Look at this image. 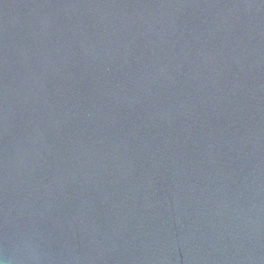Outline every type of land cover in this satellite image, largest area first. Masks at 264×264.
I'll list each match as a JSON object with an SVG mask.
<instances>
[{"label":"water","instance_id":"1","mask_svg":"<svg viewBox=\"0 0 264 264\" xmlns=\"http://www.w3.org/2000/svg\"><path fill=\"white\" fill-rule=\"evenodd\" d=\"M5 264H264V0H0Z\"/></svg>","mask_w":264,"mask_h":264},{"label":"clouds","instance_id":"2","mask_svg":"<svg viewBox=\"0 0 264 264\" xmlns=\"http://www.w3.org/2000/svg\"><path fill=\"white\" fill-rule=\"evenodd\" d=\"M0 264H5V261L3 259H0Z\"/></svg>","mask_w":264,"mask_h":264}]
</instances>
